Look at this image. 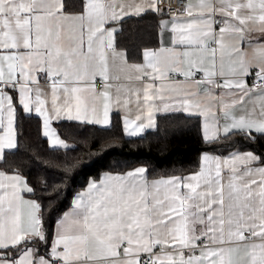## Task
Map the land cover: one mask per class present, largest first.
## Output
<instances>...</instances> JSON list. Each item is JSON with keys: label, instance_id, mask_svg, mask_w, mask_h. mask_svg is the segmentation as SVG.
<instances>
[{"label": "snow or ice", "instance_id": "1", "mask_svg": "<svg viewBox=\"0 0 264 264\" xmlns=\"http://www.w3.org/2000/svg\"><path fill=\"white\" fill-rule=\"evenodd\" d=\"M160 3L0 0V264H264V157L233 140L264 139V0ZM149 14L156 44L130 62L116 37ZM113 110L128 137L158 130V113L202 119L205 144L228 154L205 152L186 175L104 174L50 241L24 195L36 190L7 159L20 116L67 148L53 121L109 127Z\"/></svg>", "mask_w": 264, "mask_h": 264}, {"label": "trees", "instance_id": "2", "mask_svg": "<svg viewBox=\"0 0 264 264\" xmlns=\"http://www.w3.org/2000/svg\"><path fill=\"white\" fill-rule=\"evenodd\" d=\"M157 23V18L149 14L139 23L132 20L123 25V34H118L116 41L120 49L127 50L130 62L139 61L141 45L155 46ZM157 124L158 130L148 131L141 138L126 139L116 115L106 128L59 123L56 130L68 147L52 149L42 136L39 119L21 114L18 150L12 151L7 159L19 165L36 190L28 195L42 205L43 227L50 241L55 223L71 206L74 195L105 172L125 173L145 167L151 178L186 175L195 170L203 153L228 154L226 148L223 152L214 150L221 145L205 144L198 119L168 114L158 117ZM233 140L239 151H252L264 157V139L258 138L253 143L235 136Z\"/></svg>", "mask_w": 264, "mask_h": 264}, {"label": "crops", "instance_id": "3", "mask_svg": "<svg viewBox=\"0 0 264 264\" xmlns=\"http://www.w3.org/2000/svg\"><path fill=\"white\" fill-rule=\"evenodd\" d=\"M260 37H258V36H254V37H252V39H259ZM250 78H248V83H249V85H250V80H249ZM168 114H179V113H167V114H165V113H158L157 114V119H158V117H161V116H163V115H168ZM114 115H116V116H118L119 117V119H120V123H121V128H122V133H123V136L127 139V138H141L146 132H148V131H152L153 129H148V130H146L141 136H139V137H128V136H126L125 134H124V132H123V124H122V120H123V116H124V113L122 112V111H117V110H113V112L111 113V117H110V124H111V118H112V116H114ZM184 115V114H183ZM31 116H34L35 117V115L34 114H32ZM37 118V117H36ZM37 119H39V118H37ZM199 120V122H200V125H201V134H202V119H198ZM39 121H40V123H41V133H42V136H43V128H42V121L39 119ZM59 123H79V122H69V121H60V122H57V121H53V124H52V127L56 130L57 128V125L59 124ZM80 124V123H79ZM86 125H88V124H86ZM92 126H96V127H99V128H106V127H103V126H98V125H92ZM56 132H57V130H56ZM57 134H58V132H57ZM59 135V134H58ZM44 137V136H43ZM46 140H47V138L46 137H44ZM62 139V138H61ZM66 143V142H65ZM47 144H48V146L50 147V148H52V149H66V148H53L51 145H50V142L47 140ZM9 150H6V152H8ZM14 151V150H13ZM213 155H216V154H213ZM202 156V155H201ZM104 174H114V173H109V172H105V173H103V174H101V176L97 179V180H99ZM94 181H96V180H94ZM90 182H92V181H90ZM89 182V183H90ZM88 183V184H89ZM87 184V185H88ZM87 185H86V187H87ZM86 187L83 189V190H81V191H84L85 189H86ZM80 191V192H81ZM80 192H78V193H80ZM78 193H76L75 195H74V197H73V200H72V204H73V201H74V198L76 197V195L78 194ZM25 195V197L26 198H30L29 197V195H28V193H25L24 194ZM72 204H71V206H72ZM71 206L67 209V210H65L63 213H65V212H68V211H70L71 210ZM63 213H61V216L59 217V219L62 217V215H63ZM58 219V220H59ZM57 220V221H58ZM56 225H57V222L55 223V226H54V229H53V236H54V234H55V231H56Z\"/></svg>", "mask_w": 264, "mask_h": 264}, {"label": "built area", "instance_id": "4", "mask_svg": "<svg viewBox=\"0 0 264 264\" xmlns=\"http://www.w3.org/2000/svg\"><path fill=\"white\" fill-rule=\"evenodd\" d=\"M182 0H161V3L159 7L162 11H167L169 8H171L173 11L181 5ZM171 13H168V16L165 18H170ZM250 79V85L252 84V77H249Z\"/></svg>", "mask_w": 264, "mask_h": 264}]
</instances>
